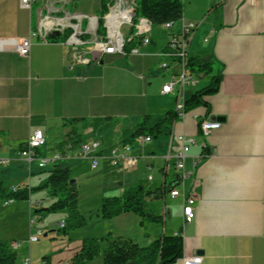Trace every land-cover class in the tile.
I'll use <instances>...</instances> for the list:
<instances>
[{
  "label": "crops",
  "instance_id": "obj_1",
  "mask_svg": "<svg viewBox=\"0 0 264 264\" xmlns=\"http://www.w3.org/2000/svg\"><path fill=\"white\" fill-rule=\"evenodd\" d=\"M183 3L191 10L184 13L185 22L198 25L190 57L212 62L209 74L217 68L218 74L213 76L222 77L219 89L209 98L208 116L206 109L200 108L178 120L171 135L148 144H133L137 165L122 169L113 168L110 159L113 151L123 147L124 133L131 132L147 115L162 116L176 108V96L162 94L163 86L168 83V71L161 74L164 79L157 91L161 99L157 106L147 100L130 101L133 99L131 73L136 86L144 89L148 84L146 75L158 67L152 59L161 58L159 55L168 43L151 48L150 37L151 43L140 47L137 55H105L90 65H75V55L83 51L61 39L55 40L54 36L63 34L64 28H60L46 38L33 39L29 57H22L10 41H21L38 32L41 20L47 15L89 16L92 24L89 20L83 23L88 43L90 38L101 36L99 18L89 15L84 10L87 4L82 1L40 0L25 9L21 0H0V182L8 190L31 191L28 201L31 216L32 207L39 202L40 207L44 205V201L32 200L44 183L39 182L41 178L37 175L49 169L40 170L35 163L29 165L20 157L30 133L35 129L44 132L47 142L43 154L50 156L72 143L66 138L67 120H79L76 129L81 142L92 139L95 125L101 121L106 129L113 125L121 140L113 149L107 147L106 141L100 142L103 171L119 169L110 172L114 190L139 186L142 177L149 187L147 207L153 203L155 212L149 210L150 214L160 219L146 221L133 212L112 220L99 217L100 230L82 233L77 238L80 246L85 238H102L108 234L147 246L162 236L179 233L183 253L174 264H184L185 258L194 256L202 257L201 264H264V0L223 3L185 0ZM182 25L180 22L177 28L174 24L172 32L179 34ZM195 87L186 89L187 98L198 89L197 81ZM114 100L120 101L117 108L113 107ZM197 116L219 122L220 129L204 138L200 135ZM81 129L85 138L80 134ZM181 135L197 142L188 153L186 173L190 176L184 181L175 160L166 161L167 156L180 149L176 137ZM76 162L72 158L59 167L71 171ZM173 189H178L181 196L172 198ZM185 197L196 200L195 218L191 221L183 213ZM149 222L156 223L157 229L150 231L146 226ZM28 239L16 251L28 253L24 259L31 257L36 244H29ZM80 246L75 253L80 251ZM43 261L51 262L48 258Z\"/></svg>",
  "mask_w": 264,
  "mask_h": 264
},
{
  "label": "trees",
  "instance_id": "obj_2",
  "mask_svg": "<svg viewBox=\"0 0 264 264\" xmlns=\"http://www.w3.org/2000/svg\"><path fill=\"white\" fill-rule=\"evenodd\" d=\"M101 18L99 19V32L105 33L103 28V17L109 12L112 5L111 0H101ZM135 17H145L153 25L163 26L167 23L176 24L184 16L183 0H137ZM71 30H66L62 36H55V40L61 39L66 42ZM141 45L139 41L128 42L125 50L128 55L131 50ZM188 67L195 74H209L212 71V62L203 57H190ZM222 77L213 76L209 85L196 90L185 100V112L190 114L200 108L206 109L205 116L210 112L209 98L214 95L220 86ZM78 119L67 120L66 128L69 129L66 138L71 145L77 147L81 143L80 135L76 125ZM177 122L176 109L168 110L162 116L147 115L131 131L124 133V145H133L140 136L157 139L162 136H169ZM49 178L46 188L49 189L52 198L56 199L51 210L64 209L67 213V222L62 228L65 232L84 229L87 221L79 212V197L75 183L70 179L68 168L56 166L48 170ZM31 191L28 189L8 190L0 182V200L8 202L24 201L30 199ZM149 194L142 186H136L125 190L122 196L105 197L98 216L104 220L114 219L125 213H136L146 221H157L155 217L146 211V199ZM48 210V211H51ZM40 212V211H36ZM183 240L176 236H162L152 241L147 246H139L129 239L115 237L108 234L106 237L85 238L81 242L80 251L75 254L68 264H88L102 257V264H174L182 257ZM17 253L10 248L5 241H0V264H16Z\"/></svg>",
  "mask_w": 264,
  "mask_h": 264
},
{
  "label": "rangeland",
  "instance_id": "obj_3",
  "mask_svg": "<svg viewBox=\"0 0 264 264\" xmlns=\"http://www.w3.org/2000/svg\"><path fill=\"white\" fill-rule=\"evenodd\" d=\"M69 1L73 2V3H76V2L79 3V1L85 2L87 4V6L86 7L84 6V10L86 12H88L89 15L96 16L99 19L101 18V13H100V8H101V2L100 1L101 0H69ZM224 1L225 0H218L219 3H223ZM111 2H112V0H111ZM183 2H185V0H183ZM187 7H188L187 5L184 6V8H185L184 13L185 14H186V10H187V12L191 11V10H189V8L187 9ZM30 8H25V9H30ZM75 15L82 16L81 14H74V15H69L68 17H65V18H58V17H52L50 15H47L46 17H44L41 20L40 25H41V23H43L44 20H46L47 17L52 18V19L57 20V21L58 20H60V21L65 20L70 25H74V24L79 22L77 19L74 18ZM84 16L89 17L87 15H84ZM104 17H103V21H104ZM138 18H145V17H137V19ZM85 20H86V18L82 19V24L85 22ZM73 21H75V23ZM180 22L186 23V24L193 23V22H190V23L185 22L184 16H183V18L176 23L177 28H178ZM171 24H172V29L168 30V29L164 28V25L158 26V25H153V23H152L153 31H151L152 33L150 34V37H152V44L150 45L151 48H154L156 46H165L169 42L171 35H178V34H174L172 32L174 24L173 23H171ZM194 24H196V23H194ZM197 27H198V25H197ZM60 28H64L63 34L66 30H71L70 35H72V33H73V30L71 27H69V26L61 27L60 26V27H57L56 29L50 31L46 36L44 35L43 37L46 38L50 33H53L54 31H57ZM99 28H100V26H99ZM167 31L170 32L169 36H168ZM181 31H182V28H181ZM196 31L197 30L194 31L193 39L195 37ZM121 33H122L123 37L125 38V45L128 42L140 40L141 45H139L138 47H136L134 49H137L139 51L140 47L146 46L143 43V37L142 36L134 38L132 40H129V37H131V35L134 33L133 32L131 34L129 26H127V25L123 26ZM103 35H101V36H103ZM58 36H60V35H58ZM85 37H84V39H85ZM97 37L100 38L99 36H96L95 38H97ZM193 39H192V41H193ZM192 41H191V44H192ZM66 42H64V43L66 44ZM72 48L77 49V50L79 48H81L82 51H87V52L93 51V45L92 44H89V45L87 44V45H84V46H81L78 48H75V47H72ZM82 48H84V49H82ZM125 48H126V46H125ZM190 48H191V45H190ZM132 50H131V52H132ZM105 55H108V54H104L102 56L100 54H95L94 55L95 59H92V61L89 64H78L76 62H74V64L75 65H90L93 62L100 61ZM115 55H121V54H115ZM129 55H131V53ZM121 56H124V57L128 56V53L126 52V50H125V55H121ZM159 56L161 57V54ZM189 56H190V49H189ZM169 60L172 61L171 59L164 58V57H161L158 59L157 58L152 59V62L153 63L156 62L155 64L158 67H157V70H154V71L150 72L149 75H146V79L148 80V84L144 89H142L141 86L140 87L136 86L134 79H133L134 74L131 73L132 74V76H131V80H132L131 95L133 96L132 97L133 99H131L130 101L139 103V102H142L144 100H147L148 102H150L151 104H154L155 106H157L159 104L161 99L157 95V91L161 87L162 80L164 79V77H162L161 74L168 71L169 75H167V77H166L167 81L169 82L170 78H171L170 70H167V71L164 69L161 70L160 67L163 65V63L167 64L169 62L168 65L173 63V62L170 63ZM74 61H75V59H74ZM121 65H123V63ZM128 67H130V66H128ZM175 68L178 71H180L177 66ZM130 70H131V68H130ZM191 74L193 75L195 81H197L199 83V87L197 89V90H199L205 84L206 85L208 84L210 78L213 75L218 74V70L216 68L212 74H208V75H197V74L192 73V72H191ZM164 95H166V94H164ZM186 99H188V98L186 97V95H184V98H183L184 103H185ZM114 102H115V100H114ZM119 102L116 101L114 103L113 107L117 108L118 107L117 103H119ZM176 105H177V103H176ZM131 108H132V106H131ZM197 118H198L199 127H200V124L202 121L208 120V119H204V118H199V116H197ZM184 119H180V117H178V115H177V121L178 120L182 121ZM208 121H210V120H208ZM100 122H97L95 125V132L92 135V139L83 141L79 145H81L83 143H90L92 141H98V142L102 143V140H103V141H106L105 144H107L108 148L113 149L114 148L113 146H117V143L121 142V140L118 139L116 133H114V126L113 125H111L108 129H106V128L101 126L102 124H100ZM214 131H216V130H214ZM80 134L83 136V138H85L86 135H85V133L83 134L82 129L80 130ZM201 134H202V132L200 130V135ZM105 136H106V138H105ZM178 137H180V136H178ZM178 137H176V140ZM134 144L136 145L137 143H134ZM196 144H197V142H195V144H193V145H196ZM137 145H139V144H137ZM193 145H190V148ZM126 146H128V145L123 144V147L121 148L119 153ZM130 146L133 149V145H130ZM181 147H182V145L180 143V148ZM101 149H102V147L100 148L99 151H101ZM43 150H42V152H43ZM214 152H215V150H213V153H211V154L213 155ZM211 154H208V155H211ZM43 155H45V154H43ZM172 156H170L171 157L170 159L166 157V161L168 162L171 159H174ZM187 157H188V154H187ZM101 159L102 158H100L99 166H98L97 170H92L90 163L88 161L76 160L77 164L73 165V169H71V171H70V179L72 182L75 183V186L78 190V197H79L78 209H79V212L81 213V215L84 216V218L87 221V226L85 227L86 229L84 228L85 229L84 232L80 231V230L79 231L76 230V231L65 232L64 230H62V228L60 227V224H62L65 221L67 222V213L63 208L59 209V210H55V211L51 210L53 204L56 202V199L52 198V196L50 195L49 189L46 188V183H47L48 178H49V173H48V171H44V172H41L37 175V178H39V177L41 178V181H39V182L43 183V181H44V183L41 185V188L35 192V194L32 197V200H33V202L44 201V205L42 207H35L34 208L33 217L37 218V220H38V226L37 227L41 229L42 235L39 238V242L33 245L32 253L30 255L31 257H26L24 259V256L28 255V253H25L24 250L19 251L17 253L16 264H25L26 259L30 260V264H67L68 260L71 259L75 254H77L75 252H76V250H78V248L80 246V242L78 241L77 238L80 237L82 235V233L96 232V231L100 230L101 227H100L99 221H101V220L99 219L100 216H98V213H99V210L102 206L103 199L105 197H111V196H122L125 192L123 190H118V191L114 190L112 183H111L113 178H112V175L110 174V172L112 170L119 171V169H110L107 171H103L104 167H103V163H102ZM199 160L201 161L200 158L197 159L198 162H200ZM110 165L113 168L120 167L122 169H126L125 163L119 164V166H113L111 163V160H110ZM136 165H137V159H136ZM136 165H134V166H136ZM195 165H197V164H195ZM37 167L39 168L38 165H37ZM48 169H50V168L40 169V170H48ZM185 171H186V161H185ZM156 173H159L158 170ZM154 174H155V172H154ZM142 175L143 174L141 173V176ZM181 177H182V175H181ZM182 180L184 181L183 177H182ZM140 182L141 183L139 184V186L144 187V190L148 191L149 187L147 185V182L144 183L142 177L140 178ZM174 190H178V189H173V190H171V192ZM30 196H31V194H30ZM146 197H145V199H146ZM188 198H193V197H188ZM28 201L27 200L14 201V202L9 203L11 205L6 206L5 205L6 202L0 200V241L7 242L10 245V248L15 252L17 250H19L22 247V245H24L26 243L27 239L31 236V234L32 235L36 234L35 229L33 232H31V230L29 228V224H30L31 219H30V210H29ZM153 208H155V205L150 202L148 204V207H147V201H146V211L148 213H150L149 210L153 211L154 210ZM48 210H51V211H48ZM36 211H40V212H36ZM153 212H155V210ZM146 226L150 229V231H154L157 229L156 223H154V222H149L146 224ZM12 241H16V242H12ZM10 242H12V243H10ZM15 244L19 245V247L14 248L13 245H15ZM198 257H200V256H198ZM45 258L50 259L51 262L45 263L43 261ZM102 262H103L102 257H100V258H98V259H96V260H94L88 264H101Z\"/></svg>",
  "mask_w": 264,
  "mask_h": 264
},
{
  "label": "built area",
  "instance_id": "obj_4",
  "mask_svg": "<svg viewBox=\"0 0 264 264\" xmlns=\"http://www.w3.org/2000/svg\"><path fill=\"white\" fill-rule=\"evenodd\" d=\"M38 2H40V0H21V6L23 8H30L33 3ZM111 3L112 5L109 8V13L104 17V35L100 36V38H90V43L86 42L84 39L87 34L83 29L82 19L86 18V20H89L91 24L93 19L84 15H75L74 18L79 22L74 25H70L69 23H66L65 25L60 20L57 21L47 17L46 20L41 23L38 32H33L27 38L22 39L21 41L12 40L10 43L14 45L15 50L20 56L29 57L33 39H35L37 36H46L50 31L56 29L57 27L69 26L72 28L73 33L69 36L66 42L67 45L75 48L87 44L93 45L92 52L83 51L75 55L74 59L78 64H89L92 59H95V54H100L101 56L104 54L125 55V38L121 33V30L125 25L129 26L131 34L134 32L131 37H129V40L142 36L144 45H148L151 42L150 34L152 31V23L146 18L137 19L135 17L136 0H112ZM164 28L171 30L172 24L167 23L164 25ZM92 29L95 31L94 27ZM195 30H197L196 24L183 23L182 31L178 35L170 36L167 48L161 54V57L169 58L173 62L170 65H168V63H163V65L160 67L161 70H170L171 72L170 81L163 86L162 94L176 95V112L180 119H184L187 116L185 112V103L183 100L186 88L196 86V81L188 67V61L190 57L189 49ZM137 54H139V51L137 49H133L131 55ZM176 66L180 71L175 68ZM196 119L198 118L196 117ZM220 126V123L216 121L204 120L200 124V130L202 132L201 135L204 138H207L214 130L219 129ZM152 140L153 139L151 137L140 136L136 139L135 143L143 145L151 143ZM177 140L179 143H181L182 147L177 152H175L172 157L176 162V168L182 173L181 175L183 179H186L190 175L185 171V161L187 154L190 151V145L195 144L196 141L193 138H187L184 135L178 137ZM46 142V137L42 130H33L30 133L26 143L23 145L22 150L20 151L21 158L29 165L36 163L40 169L54 168L68 160H71L72 158L78 161H88L92 170L98 169L100 158H102L99 153L101 148L100 142L92 141L90 143H83L77 147L69 145V147H66L67 149L65 148L64 151L52 154L50 156L43 155L42 152V150L45 149ZM132 150V147L128 145L123 148L120 153L117 150L113 151V158L110 159L112 165L119 166V164L125 163L126 168L134 167V165H136V158L132 154ZM71 153H74L73 156H71ZM170 156L171 155L167 156V158L170 159ZM149 179L152 180L151 177ZM171 196L172 198H176L181 196V193L179 190H174L171 192ZM9 203H11V201L6 202L5 205H8ZM195 203L196 201L193 198L185 197L184 199L183 213L187 221H191L195 218ZM41 204L42 203L39 202L36 206L40 207ZM35 207H32L31 209L29 228L31 232H33L35 229L36 234H31L28 239L29 244L37 243L40 236L42 235L41 229L37 227L38 220L37 218L33 217ZM64 226V222L60 224L61 228H64ZM175 236L178 237L179 233H176ZM13 247H19V245L15 244ZM183 262L184 264H201L202 258L194 256L191 258H185ZM25 264H30V260L26 259Z\"/></svg>",
  "mask_w": 264,
  "mask_h": 264
},
{
  "label": "water",
  "instance_id": "obj_5",
  "mask_svg": "<svg viewBox=\"0 0 264 264\" xmlns=\"http://www.w3.org/2000/svg\"><path fill=\"white\" fill-rule=\"evenodd\" d=\"M182 178V177H181Z\"/></svg>",
  "mask_w": 264,
  "mask_h": 264
}]
</instances>
